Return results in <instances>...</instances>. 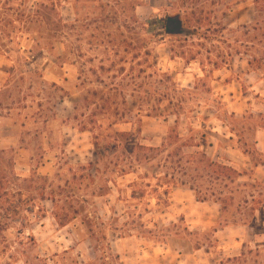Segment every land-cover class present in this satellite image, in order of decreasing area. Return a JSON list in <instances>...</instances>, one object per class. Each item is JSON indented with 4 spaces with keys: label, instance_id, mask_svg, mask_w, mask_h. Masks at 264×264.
<instances>
[{
    "label": "rangeland",
    "instance_id": "obj_1",
    "mask_svg": "<svg viewBox=\"0 0 264 264\" xmlns=\"http://www.w3.org/2000/svg\"><path fill=\"white\" fill-rule=\"evenodd\" d=\"M259 114L264 0H0V264H264ZM174 128L246 175L131 198Z\"/></svg>",
    "mask_w": 264,
    "mask_h": 264
},
{
    "label": "trees",
    "instance_id": "obj_2",
    "mask_svg": "<svg viewBox=\"0 0 264 264\" xmlns=\"http://www.w3.org/2000/svg\"><path fill=\"white\" fill-rule=\"evenodd\" d=\"M257 117L264 119V116L261 114ZM177 122L178 120H176V126ZM260 128L264 130V120L262 121ZM129 138L133 139L132 135L128 133H116L115 141L117 142L119 148L121 146L123 148L127 145ZM190 141L192 140L183 142L179 132H177L176 128H174L164 138L160 147L144 146L138 142H133L130 147V151L128 152L129 157H127L130 163L133 165L135 163H149L156 157L162 156V163L159 165L160 168L165 169V172L162 178H157V183L153 188L150 184L134 182L130 197L133 199L143 198L147 194V190L145 188L151 187L153 195L156 198H160L159 200L161 201V198H168V184H178L180 181V183L186 184V177L191 179V181L207 178V181L211 184L215 183L216 185H219L221 182L234 184L241 176L246 175L245 172H240L229 164H223L211 160L205 152H185V149L196 146ZM254 165L257 166L258 163L255 162ZM168 170L170 173L167 172ZM121 172H123V174L125 173L124 170H121ZM168 176L170 177L168 178ZM224 187H228V184H224ZM203 195L204 196L202 198L205 199L207 194ZM232 198H234L232 191L227 197L217 198V200L220 201L224 212L230 205H232ZM255 210L256 208H251L253 213Z\"/></svg>",
    "mask_w": 264,
    "mask_h": 264
},
{
    "label": "water",
    "instance_id": "obj_3",
    "mask_svg": "<svg viewBox=\"0 0 264 264\" xmlns=\"http://www.w3.org/2000/svg\"><path fill=\"white\" fill-rule=\"evenodd\" d=\"M183 33V22L180 18V14L168 16L166 20V34L182 35Z\"/></svg>",
    "mask_w": 264,
    "mask_h": 264
},
{
    "label": "crops",
    "instance_id": "obj_4",
    "mask_svg": "<svg viewBox=\"0 0 264 264\" xmlns=\"http://www.w3.org/2000/svg\"><path fill=\"white\" fill-rule=\"evenodd\" d=\"M255 169H256V170H258L259 168H258V167H256Z\"/></svg>",
    "mask_w": 264,
    "mask_h": 264
}]
</instances>
